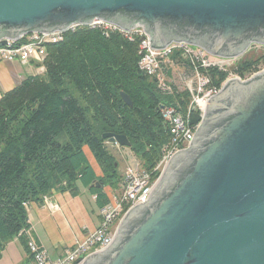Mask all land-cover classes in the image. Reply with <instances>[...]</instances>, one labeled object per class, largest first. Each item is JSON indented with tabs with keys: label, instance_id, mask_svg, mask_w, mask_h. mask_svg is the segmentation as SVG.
<instances>
[{
	"label": "water",
	"instance_id": "95a60500",
	"mask_svg": "<svg viewBox=\"0 0 264 264\" xmlns=\"http://www.w3.org/2000/svg\"><path fill=\"white\" fill-rule=\"evenodd\" d=\"M93 19L143 26L154 48L183 41L236 57L246 40L264 43V0H0V35L8 37ZM189 124L198 126L190 145L171 156L147 201L138 200L113 239L80 264H264V72L230 78L202 113L192 107ZM102 137L130 145L122 133ZM175 170V181L161 185Z\"/></svg>",
	"mask_w": 264,
	"mask_h": 264
},
{
	"label": "trees",
	"instance_id": "16d2710c",
	"mask_svg": "<svg viewBox=\"0 0 264 264\" xmlns=\"http://www.w3.org/2000/svg\"><path fill=\"white\" fill-rule=\"evenodd\" d=\"M141 57L139 34L80 25L46 45L43 72L28 75L0 95V257L17 238L33 258L27 205L42 203L51 191L77 195L82 186L95 194L99 208L109 201L104 186L118 187L121 178L103 132L125 134L130 141L125 147L140 158L141 169L151 179L157 177L155 166L170 137L161 108L173 106L186 114L192 109V95L175 84L161 87L158 73L167 69L165 64L148 74L139 68ZM168 58L169 63L187 65L186 75L205 77V89L220 88L230 72L245 75L264 65V53L237 60L227 69L195 68L183 48L174 49ZM120 91L129 95L131 106ZM84 146L101 175L95 173Z\"/></svg>",
	"mask_w": 264,
	"mask_h": 264
},
{
	"label": "built area",
	"instance_id": "2783aa9c",
	"mask_svg": "<svg viewBox=\"0 0 264 264\" xmlns=\"http://www.w3.org/2000/svg\"><path fill=\"white\" fill-rule=\"evenodd\" d=\"M80 25H87L90 27L100 26L104 29L118 28L126 34H139L142 57L138 65L140 69L148 74H153L160 69L161 63L163 64L166 60L165 57L172 53L174 49L178 48L184 49V54L191 58V62L195 68L215 65V63L208 61V59L204 57L203 49H194L183 41L170 43L162 48H154L151 47L150 36L143 26L137 25L131 30H126L103 19H93L87 23L73 22L64 28L50 30L35 29L30 32L22 33L17 37H1L0 60H19L23 63H27L34 59L42 62L46 54L47 44L61 40L67 30H72ZM141 37H143V39H141ZM197 49L198 53L195 51ZM232 58H234V56ZM263 72L264 65L259 66L254 71L245 75L230 72L223 80L221 87L232 77H238L246 81ZM197 75L201 80L198 91L193 93L191 84H189L187 88L190 90L191 95H193L191 101L192 107L194 103L197 111L202 113L205 107L199 104V100L204 97L207 99L208 96L214 95L221 87L205 89L204 87L207 83V79L198 73ZM191 111L192 109H189L186 114H183L173 106H163L161 108V114L168 124L170 137L164 147L161 159L155 166V169L159 172L157 177L151 179V174L143 169H127L122 176L119 193L116 194L113 201H108L99 208L101 215L99 226L93 231L88 232L83 239L76 240L73 248L68 250L64 256L50 259L42 249L37 247V245L31 242L29 243L34 253L33 259L36 261V264H80L87 255L104 248L113 239L118 228L117 223L118 221L121 222L127 211L135 205L138 200L141 203H143L144 200L147 201L146 195L158 182L171 156L177 150L187 148L190 145L193 133L198 127L189 124V113ZM125 207L127 208L125 209Z\"/></svg>",
	"mask_w": 264,
	"mask_h": 264
},
{
	"label": "crops",
	"instance_id": "0c3cea01",
	"mask_svg": "<svg viewBox=\"0 0 264 264\" xmlns=\"http://www.w3.org/2000/svg\"><path fill=\"white\" fill-rule=\"evenodd\" d=\"M1 37L5 38L8 35L3 34L0 35ZM43 70V65L34 59L27 63L19 60H0V95L28 75L41 73ZM113 146L118 148L119 145L113 144ZM84 151L95 173L99 175L101 170L97 162L96 165L93 164L91 160L93 155L87 146H84ZM116 185L104 186L109 202L113 201L119 193L120 186ZM27 213L30 238L50 259L64 256L68 250L73 248L76 240L83 239L101 222L95 194L82 186L77 195H72L68 191L53 190L46 195L44 202L28 203ZM119 224L120 221L117 225ZM10 248L14 250V254L9 251ZM0 264H36V261L24 252L18 239L14 238L2 251Z\"/></svg>",
	"mask_w": 264,
	"mask_h": 264
},
{
	"label": "rangeland",
	"instance_id": "374dc122",
	"mask_svg": "<svg viewBox=\"0 0 264 264\" xmlns=\"http://www.w3.org/2000/svg\"><path fill=\"white\" fill-rule=\"evenodd\" d=\"M190 46H192L194 49L198 47L195 45H190ZM263 50H264V47L260 44V41H253V42L248 43L244 48H242V50H240V52L234 58H232V56L229 57V56L213 55L207 51H204V55H205L204 57H206L208 61L215 63V65L217 66L221 65L219 67H223L227 69V68H230L237 60L255 58L256 56L260 55L263 52ZM195 51L198 53V49ZM169 55L165 57L166 60L164 62L167 69L164 71L161 70L158 73V79L160 81L161 87L169 89V86L171 87L172 84H175L177 87L182 89V88L188 87V85L191 84L193 93H196V91H198V87L201 82V80L198 78V75L194 74V75L186 76L185 72H187L188 70L187 65H183V64L179 65L174 62L169 63L168 62ZM192 98H193V95H192ZM193 105L195 104L193 103ZM107 147L115 155L119 163L117 169H118L120 178L124 175L127 169H131V168L141 169V164H139L141 163L140 158L131 149H129V147H125V146L120 147L119 145L117 148L113 146V143H109V142H107ZM91 160L93 164L96 165V160H94V156L93 158L91 157ZM101 174H102V170L99 175ZM45 197L46 196H44L43 198V202H44ZM31 243L35 244L34 241H31ZM10 249L11 250L9 251L12 254H14V250H12V248Z\"/></svg>",
	"mask_w": 264,
	"mask_h": 264
},
{
	"label": "flooded vegetation",
	"instance_id": "af4514ba",
	"mask_svg": "<svg viewBox=\"0 0 264 264\" xmlns=\"http://www.w3.org/2000/svg\"><path fill=\"white\" fill-rule=\"evenodd\" d=\"M121 19H124V18H122L121 16H119V15L117 14V20L120 21ZM255 39H256V37H253V38H250V39H248V40H246V41L249 43V42H253ZM258 43H259V42H258ZM260 44L264 47V44H263L262 42H261ZM262 53H264V50H263ZM186 151H187V150L183 151V152L177 157V159H178V158L180 159V157H181ZM179 159H178V160H179ZM170 176H171V177H170ZM176 176H177V170H175L174 174L172 173V175H169V178H167L165 181L162 180L161 185H165V187L170 186V185L175 181Z\"/></svg>",
	"mask_w": 264,
	"mask_h": 264
},
{
	"label": "bare ground",
	"instance_id": "6f19581e",
	"mask_svg": "<svg viewBox=\"0 0 264 264\" xmlns=\"http://www.w3.org/2000/svg\"><path fill=\"white\" fill-rule=\"evenodd\" d=\"M199 104L203 107H205L206 106V98L204 97V98H201L200 100H199Z\"/></svg>",
	"mask_w": 264,
	"mask_h": 264
},
{
	"label": "clouds",
	"instance_id": "9594fccd",
	"mask_svg": "<svg viewBox=\"0 0 264 264\" xmlns=\"http://www.w3.org/2000/svg\"><path fill=\"white\" fill-rule=\"evenodd\" d=\"M220 87H221V86H220ZM222 87H223V86H222ZM222 87H221V88H222ZM186 88H187V87H186ZM221 88H220V89H221ZM220 89H219V90H220Z\"/></svg>",
	"mask_w": 264,
	"mask_h": 264
}]
</instances>
